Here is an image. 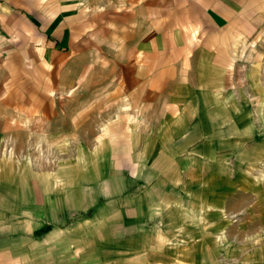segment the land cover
Instances as JSON below:
<instances>
[{
    "label": "crops",
    "instance_id": "crops-1",
    "mask_svg": "<svg viewBox=\"0 0 264 264\" xmlns=\"http://www.w3.org/2000/svg\"><path fill=\"white\" fill-rule=\"evenodd\" d=\"M263 39L264 0H0V120L89 131L81 145L103 148L88 176L95 202L59 210L31 240L76 233L87 211L164 220L163 175L220 151L215 108L238 49Z\"/></svg>",
    "mask_w": 264,
    "mask_h": 264
},
{
    "label": "rangeland",
    "instance_id": "rangeland-1",
    "mask_svg": "<svg viewBox=\"0 0 264 264\" xmlns=\"http://www.w3.org/2000/svg\"><path fill=\"white\" fill-rule=\"evenodd\" d=\"M237 56L234 88L215 108L224 144L163 175L162 221L116 225V210L87 211L76 233L33 242L59 210L95 202L88 176L103 148L81 145L89 131L0 120V264H264V39Z\"/></svg>",
    "mask_w": 264,
    "mask_h": 264
}]
</instances>
